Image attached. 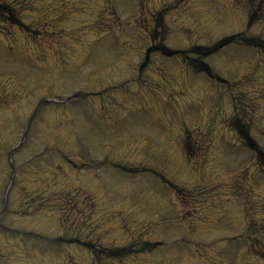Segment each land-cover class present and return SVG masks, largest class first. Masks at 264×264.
<instances>
[{
    "label": "rangeland",
    "instance_id": "1",
    "mask_svg": "<svg viewBox=\"0 0 264 264\" xmlns=\"http://www.w3.org/2000/svg\"><path fill=\"white\" fill-rule=\"evenodd\" d=\"M0 3V264H264V0Z\"/></svg>",
    "mask_w": 264,
    "mask_h": 264
}]
</instances>
